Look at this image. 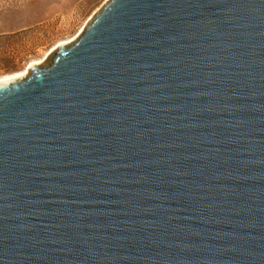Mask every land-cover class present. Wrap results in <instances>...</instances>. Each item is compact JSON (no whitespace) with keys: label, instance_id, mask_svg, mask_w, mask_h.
Instances as JSON below:
<instances>
[{"label":"water","instance_id":"95a60500","mask_svg":"<svg viewBox=\"0 0 264 264\" xmlns=\"http://www.w3.org/2000/svg\"><path fill=\"white\" fill-rule=\"evenodd\" d=\"M0 83V264H264V0H107Z\"/></svg>","mask_w":264,"mask_h":264},{"label":"rangeland","instance_id":"374dc122","mask_svg":"<svg viewBox=\"0 0 264 264\" xmlns=\"http://www.w3.org/2000/svg\"><path fill=\"white\" fill-rule=\"evenodd\" d=\"M107 0H0V77L26 69L77 35ZM35 64V63H33Z\"/></svg>","mask_w":264,"mask_h":264},{"label":"bare ground","instance_id":"6f19581e","mask_svg":"<svg viewBox=\"0 0 264 264\" xmlns=\"http://www.w3.org/2000/svg\"><path fill=\"white\" fill-rule=\"evenodd\" d=\"M81 32H82V30H81L77 35H75L74 37H72L71 39H69V40H67V41H64L63 43H68V42H71V41L75 40V39L79 36V34H80ZM45 61H47V60H46V57L43 58V59H41V60L35 61V62H33V63H36V64H43ZM33 63H32V64H33ZM28 73H29V71H28V69L26 68V69H24V70H22V71H20V72H15V73H12V74L4 75V76L0 77V83H1V82H10V81L17 80V79H19V78H23V77L27 76Z\"/></svg>","mask_w":264,"mask_h":264}]
</instances>
